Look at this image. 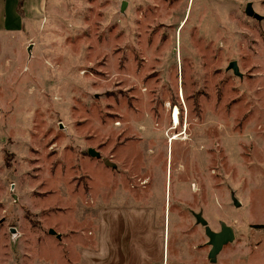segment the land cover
<instances>
[{"label": "rangeland", "instance_id": "374dc122", "mask_svg": "<svg viewBox=\"0 0 264 264\" xmlns=\"http://www.w3.org/2000/svg\"><path fill=\"white\" fill-rule=\"evenodd\" d=\"M121 1L0 0V264H264V0Z\"/></svg>", "mask_w": 264, "mask_h": 264}, {"label": "water", "instance_id": "95a60500", "mask_svg": "<svg viewBox=\"0 0 264 264\" xmlns=\"http://www.w3.org/2000/svg\"><path fill=\"white\" fill-rule=\"evenodd\" d=\"M125 5H126V1L122 0L120 3V10H123ZM244 11L248 16H254L255 18H259V15H257L253 11L250 2L246 3ZM27 49L28 50L30 49V45L28 46ZM228 68H231L234 74L239 75V71L235 64V61H230L228 64ZM89 152L93 154L92 150H90ZM230 197H231V200L234 206L236 207L240 206L239 201L235 198L233 193H231ZM194 215H195L196 221L199 222L204 227V233L208 237L207 243L210 245V249L207 255L208 259L210 262H215L216 256L220 252L222 247L234 239L233 228L230 225L226 224L225 222L220 221L219 230L214 231L209 227L206 219H204L199 213H196Z\"/></svg>", "mask_w": 264, "mask_h": 264}, {"label": "bare ground", "instance_id": "6f19581e", "mask_svg": "<svg viewBox=\"0 0 264 264\" xmlns=\"http://www.w3.org/2000/svg\"><path fill=\"white\" fill-rule=\"evenodd\" d=\"M171 118H172V121H173V124L172 125H177L179 124L178 121V116H177V112L176 111H173L172 115H171ZM177 134H174L173 136L170 137V140L169 141H172L176 138Z\"/></svg>", "mask_w": 264, "mask_h": 264}, {"label": "trees", "instance_id": "16d2710c", "mask_svg": "<svg viewBox=\"0 0 264 264\" xmlns=\"http://www.w3.org/2000/svg\"><path fill=\"white\" fill-rule=\"evenodd\" d=\"M22 0H18V7H20Z\"/></svg>", "mask_w": 264, "mask_h": 264}]
</instances>
